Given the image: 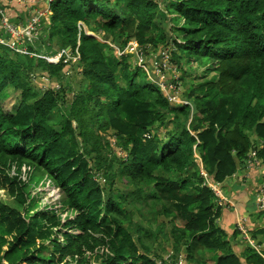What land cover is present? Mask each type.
Returning <instances> with one entry per match:
<instances>
[{
    "label": "trees",
    "instance_id": "trees-1",
    "mask_svg": "<svg viewBox=\"0 0 264 264\" xmlns=\"http://www.w3.org/2000/svg\"><path fill=\"white\" fill-rule=\"evenodd\" d=\"M46 10L39 47L24 38L31 56L0 44V97L20 96L13 112L0 101V188L14 203L0 202V264L165 262L148 242L162 219L187 263L264 264V227L235 251L240 231L222 222L233 209L209 186L223 189L251 152L264 167V0H50ZM169 38L180 70L204 68L185 103L120 54ZM65 49L79 58L39 57ZM71 69L81 79L67 95ZM44 178L60 201L30 214L27 186Z\"/></svg>",
    "mask_w": 264,
    "mask_h": 264
},
{
    "label": "rangeland",
    "instance_id": "rangeland-1",
    "mask_svg": "<svg viewBox=\"0 0 264 264\" xmlns=\"http://www.w3.org/2000/svg\"><path fill=\"white\" fill-rule=\"evenodd\" d=\"M49 1L50 0H47V2H49ZM35 16L36 17L31 18V20L29 22L36 20L38 22V24H40L39 14L36 13ZM167 18H168V16L165 15L164 18L161 17L159 20L163 24H165L166 22H168ZM82 27L83 28L85 27V29L87 28V30L90 29V26L83 25ZM91 27H93L92 24H91ZM91 33H93L92 30H91V32H88V34H91ZM102 35H103V32H100L99 34H94V35L92 34V36H95L97 39H100L99 36H102ZM175 38L177 39L176 36H175ZM130 43L136 44V42H134V41H130L128 44H130ZM127 45H126V47H127ZM163 47L164 48H161L160 50H153L152 48H149V47L143 50L142 48L139 47L144 54L143 58H142L143 62H141V64H144L145 68L148 71L150 78L154 79L159 84H161L160 86H161V89L163 92H165L166 94H170V95L173 94V96L177 100V102L183 103L186 91L190 86V84H189L190 82L188 80L189 79L195 80V76L200 74L204 68L200 67L196 61H192L187 66L182 65L184 69L180 70L173 62H171L172 57H171L170 51L175 50L173 38H169L168 46H163ZM66 50L67 49L62 50V51L65 52ZM64 52H62L61 55ZM162 52L163 53L167 52V58H165L164 56H161ZM133 61L134 60L132 59V62ZM135 63L138 66L139 60L136 57H135ZM153 67L158 68L161 71V75L156 74ZM182 71H185V73L184 72L182 73ZM33 76H34V74H33ZM180 77H181V79H180ZM36 79H38L40 81L39 78H36ZM80 79H81L80 74L76 73L75 69H71L69 74L66 76V78L61 80V83L64 86L67 85V87H68L67 95H71L76 90V88L80 82ZM34 80H32V81H34ZM169 85L175 86L174 92H169L168 89L167 90L165 89V87H168ZM33 86L36 90L39 89L34 83H33ZM45 89H43V90H45ZM19 97H20L19 92L17 90L13 91V89L8 88L7 90L3 91V94L0 97V101L3 103V107L6 111L13 112V109L17 106ZM12 106H14V107H12ZM61 109L63 111H67V108L64 105L61 107ZM115 187L118 188V191L125 192V187L122 184H120L118 181L115 183ZM258 188H259L258 186H256L254 188V190L252 191L254 198H250V201H249L250 205H252L251 203H253L254 210L253 211L251 209L247 210V213L245 212L246 213L245 215H247V217L241 218L239 216V219H238L237 223L235 224L237 226L238 231H240V234L237 236L236 242H234L235 244L240 245V247L235 245L234 249L237 252L238 251L241 252V250L243 248V247H241L243 240H248L250 246L253 247L256 245L257 241H259L261 239L259 236L257 240H252L251 235L248 232V230L253 231L259 225H261V227H264V216H262L261 218H258L256 216V213L261 210V207H260L261 199L259 197V194L257 195ZM223 189H226V187ZM250 190H252V189H250ZM215 191L218 194V196L220 197V199H225L223 194H222V193L226 194L225 190L222 191L221 189L218 188ZM58 192H59V190L51 183V181L49 179L44 178L41 181L30 182V184H28V186H27V193H28L29 197H31L33 199L31 202L32 210H30V214L38 212V211H43V210L49 211V208L51 207V205L58 204L60 201V195ZM11 199L12 198L7 193V191L5 189L0 188V202L4 203L6 205H9V206H14V203L12 202ZM229 205L235 206V208H236V204L234 202H233V204L229 203ZM247 209H248V207H247ZM57 213L64 219L65 214L62 213V211L60 209L57 210ZM162 220H163L162 222L165 225L162 227L156 226L152 232V234H154V238L157 236L156 237L157 239L156 240H149L148 242L150 244H152L153 247L156 248L157 253L159 255H161V256L170 255L172 258H180L181 257L183 264H192V263H187V261H185L182 253L178 254L176 251L171 250V241H169L168 239H166L164 237L165 233L166 234L168 233L170 225H169V223H167V220H165V219H162ZM160 221L161 220H159V222ZM231 229L233 230V227H231ZM241 238H242V240H240ZM261 247H264V246H261ZM256 249H259V248L256 247ZM181 259L179 260L180 263H181ZM157 260L158 259H156V261Z\"/></svg>",
    "mask_w": 264,
    "mask_h": 264
},
{
    "label": "crops",
    "instance_id": "crops-1",
    "mask_svg": "<svg viewBox=\"0 0 264 264\" xmlns=\"http://www.w3.org/2000/svg\"><path fill=\"white\" fill-rule=\"evenodd\" d=\"M47 7V0H0V11L12 24L16 26H27V24L30 23L29 21L31 18L36 17V13L39 14V18H42V21L40 20V26L35 32L36 34H33L32 39H29L26 44L27 46H36V48H38L41 44L42 39L44 38L45 28L47 29L48 22L44 20L49 15V12L46 10ZM0 35H2L5 39L9 37L8 34L2 33L1 28ZM26 45H23V48L28 50ZM251 153L248 159V166L244 170H238L232 178L225 183H222L223 188L226 187V189L221 188L222 191H226V194L221 192L225 200L229 203L233 204L234 202L236 204V208L235 206L229 205L233 210H228L230 213L224 212L222 218V222L225 225L224 229L229 234L232 232L231 227L237 223L239 216L241 218H246L247 215L245 214L247 213V210H254L253 203H251L252 205L249 204L250 198L253 197L252 191L256 186L260 187L262 185L259 181L264 167L261 166V163L258 166L253 164L255 156H251ZM238 246L240 247L239 244ZM262 246H264V244ZM241 247H243V243Z\"/></svg>",
    "mask_w": 264,
    "mask_h": 264
},
{
    "label": "built area",
    "instance_id": "built-area-1",
    "mask_svg": "<svg viewBox=\"0 0 264 264\" xmlns=\"http://www.w3.org/2000/svg\"><path fill=\"white\" fill-rule=\"evenodd\" d=\"M39 26H40V24H38V22L36 20H33L29 24H27V26H25V27H18L16 25L12 24L3 15V13L0 11V28H1V31L4 34H8L9 35V37L7 39H5L2 35H0V44L4 45L8 49L14 50V51H16V52H18L20 54L31 55V54H29L27 52V49L23 48L24 38H25V36H27L28 40L32 39V35L36 34L35 32L37 31ZM22 43H23V45H22ZM20 45H22V46H20ZM62 52H64V51H60V52H58V53H56L54 55H49V56H39V55H37V56L43 57L49 63H57V62H59V60L63 56L65 57L64 62L69 60V59L76 60V59L79 58V55H78L77 52H76V55H74L72 57H70L67 54V50L61 55ZM124 52L133 53L134 56L139 60L138 66H140V67L142 66L141 68H143L147 72V69L145 68L144 64H141V62H143L142 58H143L144 54H143L142 50L139 49L135 43L128 44L127 47L125 48V50L123 52H120V53L122 54ZM161 56H164L165 58H167V52H164V53L162 52ZM153 69H154L156 74L161 75V71L158 68L153 67ZM148 76H149V74H148ZM159 85H161V84H159ZM167 88H168L169 92H174V90H175V87L173 85H169ZM165 89H166V87H165ZM170 96L171 97H169V99L171 101H177L174 98L173 94L170 95ZM251 156H255V152H252ZM260 163L261 162L259 160H256V159L253 160V164L255 166L260 165ZM209 186L212 187L213 191L218 196V194L215 191L216 189H218V187L216 185H212V184H209ZM258 194H259V197L261 199V203H260L261 210H264V184H262L258 188L257 195ZM180 259H181V257L180 258H172L170 255H167V256L164 257V261L165 262L157 260L156 263L157 264H183L182 259H181V263L179 262Z\"/></svg>",
    "mask_w": 264,
    "mask_h": 264
}]
</instances>
